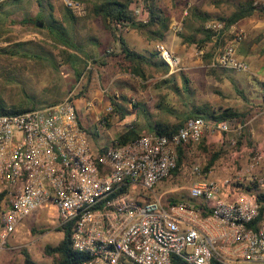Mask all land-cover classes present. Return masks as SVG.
Masks as SVG:
<instances>
[{
    "label": "built area",
    "instance_id": "1",
    "mask_svg": "<svg viewBox=\"0 0 264 264\" xmlns=\"http://www.w3.org/2000/svg\"><path fill=\"white\" fill-rule=\"evenodd\" d=\"M63 2L75 16L86 14L84 3ZM254 5L264 8V0ZM149 17V10L137 5L133 20L115 21L113 31L120 36ZM170 29L181 34L183 20ZM205 29L214 39L228 33L219 21ZM229 34L233 39L212 67L248 72V62L237 56L245 33ZM155 48L170 73L183 68L166 44ZM112 111L111 106L106 110ZM99 120L106 124L105 116ZM80 123L72 97L0 116V248L28 217L53 211L57 227L73 222L74 249L87 257L82 264H172L174 255L189 264H264V225L250 227L259 215L257 194L264 193V174L258 171L262 151L247 165L222 159L220 171L228 174L220 178H206L196 162L189 171L191 201L168 204L160 193L177 167L179 147L216 134L238 138L243 126L236 119L192 118L173 134L144 132L127 144L109 146L103 155Z\"/></svg>",
    "mask_w": 264,
    "mask_h": 264
},
{
    "label": "rangeland",
    "instance_id": "2",
    "mask_svg": "<svg viewBox=\"0 0 264 264\" xmlns=\"http://www.w3.org/2000/svg\"><path fill=\"white\" fill-rule=\"evenodd\" d=\"M52 5L53 9H50L45 0L40 2L38 0H5L0 3V100L6 108L34 106L36 109H40L72 97L77 101L82 125L88 132H97L99 135L92 143L99 147H107L113 145L116 137L132 125H136L141 132L154 126V119L160 116L158 115L160 108L155 105L157 103L156 92L162 97V104L170 106L162 108V112L167 111L170 116L179 112L180 116L184 117L192 110L191 105H184L186 104L184 101L187 99L192 105L200 104L202 100L209 99L210 96L217 97L216 89L222 88L224 91L221 83L217 84L215 81V77H218L215 72H212L213 77L215 76L210 81L212 84L206 82V84L198 85L193 81L194 92H191L187 90L188 84L185 82V76H180L181 78L175 80L156 76L143 84L139 78L123 73L114 66L99 69L93 59L103 60L109 54L117 52L115 38L122 35L118 36L114 31L112 33L107 31L101 21L90 18L92 15L86 4L84 16H75L72 13L77 18L76 20H68L64 17L67 7L63 0H52ZM54 21H57V24H54ZM52 25L62 26L66 29L67 41L75 45L81 55L88 60L90 72L93 74L88 71L84 77L77 80L71 66L63 61L62 48L64 46L54 39L50 32ZM16 43L24 44L21 47H15ZM218 44H216V48H218ZM151 46L153 47L148 53L156 52V44H151ZM11 48L12 51L17 50V52L9 54L8 50ZM134 49L143 52L140 44ZM88 57L92 59H87ZM212 60L211 56L210 64L213 62ZM200 76L196 75L194 79H199L201 82ZM152 81L153 83L158 81V88L154 86L150 92L146 88H144L146 90L142 89L146 97L142 100L144 103L140 104L138 109L134 107V110L143 116L146 123L122 120L121 113L128 116L127 110L133 108L128 100L133 103L132 98L139 97L137 88L142 85L146 87ZM261 83L263 84V82ZM261 83H254L251 87L241 84L238 87L236 102L232 101L237 111L246 115V110L249 107L256 108L262 103L264 86ZM182 84H184L183 88ZM182 89H184L187 99L183 96ZM179 91L181 97L178 95ZM152 95L154 97L152 105L145 104ZM137 98L135 99L136 105L139 103ZM154 100L155 104H153ZM88 104L92 105L89 107ZM110 106L113 108V112L118 107L121 113L110 112L113 116V125L106 127L99 119L109 114L106 110ZM250 118L252 115L249 116V120H251ZM175 123L178 122L175 121ZM249 126L250 124L247 125L248 128H250ZM213 150L217 151L216 148ZM258 151H261L260 148L254 150L251 156H254ZM202 155L205 154L202 153ZM182 181L171 179L164 184V190L179 187L181 190H178V195H187L190 184L187 180ZM165 202L167 203V199ZM54 219L53 211H43L24 220L18 231L11 236L9 243L0 248V264H24V256L21 253L23 249H27L37 262L53 264L52 258L44 253L45 246H56L64 235L59 231L60 228L53 223Z\"/></svg>",
    "mask_w": 264,
    "mask_h": 264
},
{
    "label": "crops",
    "instance_id": "3",
    "mask_svg": "<svg viewBox=\"0 0 264 264\" xmlns=\"http://www.w3.org/2000/svg\"><path fill=\"white\" fill-rule=\"evenodd\" d=\"M254 1L255 0H184V1L159 0L160 5L171 16V21H172L171 25L173 23L183 20L182 33L176 34L175 32L171 31V29L169 28V31L167 32L164 40L162 41L178 57H180V59L182 60L183 68L177 72H173V73L168 72V75L164 76L165 79L175 80L181 78L180 76H185V82L188 84L187 90L194 92L193 81H195V83H197L198 85H201L203 83L206 84V82L210 84L211 83L210 81H212V79H214L215 77V76L213 77L212 72H215L218 76L215 77L216 83L217 84L221 83L220 85H222V87L224 88V91L222 90V88H218L215 90V95L217 97L210 96L209 99H204L202 100V102L198 101L200 102V104L196 103L192 105L190 102H188V99L185 97V92H184L185 87H184V89H182V92L184 94L183 96L187 99V101H184V103H186L184 105L186 106L191 105L192 110L197 105H201L203 103H210L217 113H219L223 109L234 108L232 101L236 102L235 98H237L236 97L237 90L238 87L241 86V84L242 85L246 84L251 87L254 83L262 82V78L264 77V8H259L255 6ZM250 3H252L253 6L256 7L255 11L252 13L251 16L245 17L239 20L234 25H231L229 28H227L228 33L224 35V39H223L224 41L222 42V44H220L221 42H217L216 39L214 38L205 42L204 41V39L206 38L205 32L195 31L196 29L201 28L203 25H206L207 23L218 21L221 17L228 18L232 16L240 7L248 5ZM206 19L208 20L204 22V20ZM234 30L243 31L245 33L244 41L237 47V56L238 58L248 62L250 66V70L247 73L246 72L241 73L233 70H225L218 68L214 69L212 67V64H214V62L218 59L222 48L223 47L225 48L227 44L230 43L231 40L233 39L229 33H231V31ZM183 36L189 38L191 42L185 43ZM122 37L124 38L125 42L129 45V47H131L132 49H134V47H137V45L140 44L141 49L144 52V53L142 52L143 54H148V51H150V49H152L153 47L151 46V44L147 42L143 33H141L138 29L135 28H132L130 31L122 34ZM197 43H199L200 46L197 45ZM217 43H219L218 48H216ZM211 56L213 58L212 60L213 62L209 64ZM210 67H212L213 69ZM196 75H201L200 76L201 82H199V79H194V76ZM155 79H159V78H155ZM157 82L158 81H154L153 83L152 81L146 87L145 85H142L139 88H137V91L139 92V97L137 98L136 95L135 97L139 100V103H137V105L135 104L136 98L134 97L132 98L134 104L132 103L131 100H128V102L131 103L132 105L131 107L133 108L127 110L129 112V115L128 116L125 115L124 120L126 121L130 120L131 122L142 121L144 124L146 123V121H144L143 116L140 115L137 110H134V107L138 109L140 104L144 103L142 102V100L143 98L146 97L142 89L146 88L148 92H150L152 91L154 86L158 88ZM143 84H145V82H143ZM181 86L183 88L184 84H182ZM215 86L217 87L218 85ZM203 93H205V91H203ZM155 95H157L155 98L157 103L155 104V100H154L153 104H155L156 107L160 108V112L158 113V115L160 116L159 118L154 119V125L165 124V123L173 124L175 123V121L180 122L181 119L187 116L185 115L184 117H182L180 116L179 112H177L176 115L171 114L172 116L168 115L167 111L162 112V108H166L170 106L162 104V99H161L162 97L159 96L158 92H156ZM178 95L179 97H181L180 91ZM202 97L204 98V96ZM152 98H154L153 95L148 102H145V104L152 105V100H153ZM262 103L256 107L257 109L255 107H249V109L246 110L247 111L246 118L248 119V121H246V123L243 124L242 135L245 133L247 137L244 138L239 148L237 143L239 139L242 137V135L237 138L235 135H232L230 133L216 134L214 137L208 138L205 141L207 146H212L213 148H216L217 151H225L222 152L220 160L216 162L215 166L209 172H207L206 178L213 179V178H220L223 176L224 177L227 176L228 174L227 172L220 171V163L222 159L232 158L240 165H247V163L251 160V157L253 156V155L251 156V154L254 150L260 148V150L264 154V111L259 112L260 105H262ZM250 115H252V118H250L251 120H249ZM248 124H250L249 126L250 128L247 127ZM86 131L90 135V132H88L87 129ZM147 131L149 130H142V133ZM246 131L248 132V134L246 133ZM90 138L92 140L91 136ZM234 138L237 139V142L235 145H232L231 140ZM94 146H96L97 148L99 147L97 144ZM197 155H199L197 162H200L202 165L203 163L205 164L206 162L204 161L205 160L207 161L206 158L207 155L206 154L202 155V153L199 154V152H197ZM258 171L259 173L264 174V158ZM182 180H187L191 185V181L189 180V173L180 181L183 182ZM166 188H168V186H166ZM164 189H165L164 185H162L160 187V193L163 195V198L165 200L169 198H173L181 202L189 201V200L191 201L189 194L190 187L188 188L187 195L186 194L178 195L177 193L178 190H181V188L179 187L173 188L171 190L170 189L164 190Z\"/></svg>",
    "mask_w": 264,
    "mask_h": 264
},
{
    "label": "trees",
    "instance_id": "4",
    "mask_svg": "<svg viewBox=\"0 0 264 264\" xmlns=\"http://www.w3.org/2000/svg\"><path fill=\"white\" fill-rule=\"evenodd\" d=\"M41 0H38L40 2ZM48 2L50 9H53L52 0H45ZM77 2L85 3L89 7L90 18L101 21L103 23L104 28L113 32V23L117 20H133L134 17V8L137 5H144L150 12V17L145 23L134 24L133 28L138 29L141 33H143L145 39L149 44H157L164 40L167 32L169 31L171 25V16L170 14L160 5L159 0H74ZM256 7L253 6L252 3L240 7L232 16L228 18L221 17L218 21L223 22L226 25V28H229L231 25H234L239 20L249 17L255 11ZM64 17L68 20H76L77 18L72 14V12L65 8ZM208 19L204 20L206 22ZM39 23V20L37 21ZM36 23V22H35ZM37 24V23H36ZM54 24H57V21H54ZM57 27V28H56ZM196 32H205L206 38L205 42L213 38V34L205 29V25L201 28L196 29ZM54 39L57 42H60L64 48H62V56L64 63H67L73 69L77 80L81 79L85 76L86 72H90V65L88 64V60L81 55V52L78 48L72 43L67 41V37H65L66 29L62 26L52 25L50 30ZM67 35V34H66ZM184 42H191L189 38L183 36ZM117 41V52L111 53L107 56L106 59L99 60L93 59L96 66L101 69L108 66H114L119 69V71L123 73L130 74L131 76L139 78L142 82H147L149 79L154 78L156 76H166L168 75L169 69L164 64V62L159 58L157 52L151 51L148 54L140 53L131 47L125 42L124 38L118 37L115 38ZM224 37L220 39H216L217 42H223ZM24 43H16L15 47H21ZM224 44V43H223ZM197 45L200 46L199 43ZM9 54L13 52H17V50L12 51V48L8 50ZM87 59H92L88 57ZM210 64V63H209ZM213 69V68H212ZM214 73V72H213ZM90 74H93L90 72ZM91 80V77H89ZM167 81V80H166ZM264 86V84H262ZM82 94V92H81ZM72 100H75L72 98ZM127 101V98H125ZM262 105H260L259 112L264 111V95L262 96ZM4 103L0 100V116L1 115H10V114H19L27 111L35 110L34 106L28 107H12L6 108ZM119 106V105H118ZM113 112V111H112ZM114 112L119 113L120 110L118 107L114 109ZM113 112V113H114ZM121 113V112H120ZM203 116H211L213 118L219 120H232L236 119L241 126L246 123L248 120L247 114H243L237 111L234 108H227L221 110L219 113L212 107L210 103H203L201 105H197L187 116L180 120L178 123H165V124H156L152 126L149 131L157 134H173L178 131L180 127L185 125V123L192 118L203 117ZM122 120L125 119V116L121 113ZM106 119V127H112L113 125V116L109 113L105 116ZM81 121V120H80ZM82 125V123H80ZM82 127H84L82 125ZM143 133L139 131L136 125H132L128 127L125 131L120 133L113 145H124L131 141L139 138ZM92 137V141L95 142V138L99 135L97 132L90 133ZM247 135L244 133L242 137L238 141V146H240L246 138ZM206 140H203L198 145L194 144H186L179 147V160L177 163V167L172 171L170 179H175L176 181L183 179L191 170L193 165L197 162L199 154L204 153L207 155V161L204 164V172H209L216 164L222 155V152L225 151H214L213 147L207 146L205 143ZM107 147H99L100 155L106 153ZM239 148V147H238ZM167 182V181H166ZM179 183V182H178ZM258 201L260 203V210L257 219L251 223L250 227L254 229H258L262 225H264V193L257 194ZM181 201L175 200L173 198L167 199L168 204H177ZM188 202V201H185ZM3 196H0V217L3 211ZM72 226L73 222L67 223L65 226L59 229V231L63 232L62 240L56 245H46L44 249V253L46 256L52 258L53 264H82L87 257L74 249L72 242ZM24 256V264H46L43 262H37L30 252L27 249H23L21 251ZM172 264H189L182 257L178 255H174L172 257ZM212 264H221L217 261H213Z\"/></svg>",
    "mask_w": 264,
    "mask_h": 264
}]
</instances>
